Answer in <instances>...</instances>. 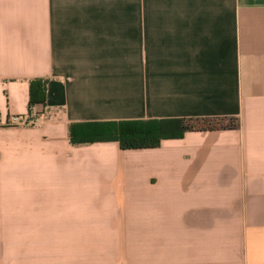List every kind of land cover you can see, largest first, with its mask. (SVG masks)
Wrapping results in <instances>:
<instances>
[{"label":"crops","instance_id":"0c3cea01","mask_svg":"<svg viewBox=\"0 0 264 264\" xmlns=\"http://www.w3.org/2000/svg\"><path fill=\"white\" fill-rule=\"evenodd\" d=\"M0 117V264H264V0H0ZM194 118L238 127L69 139Z\"/></svg>","mask_w":264,"mask_h":264},{"label":"trees","instance_id":"16d2710c","mask_svg":"<svg viewBox=\"0 0 264 264\" xmlns=\"http://www.w3.org/2000/svg\"><path fill=\"white\" fill-rule=\"evenodd\" d=\"M47 85V80L43 79L30 83L29 116L33 108L46 107ZM237 127L238 120L232 118L72 124L69 128V139L74 146L118 143L123 151L149 150L159 148L161 143L166 140H180L187 132L218 131L236 129Z\"/></svg>","mask_w":264,"mask_h":264},{"label":"built area","instance_id":"2783aa9c","mask_svg":"<svg viewBox=\"0 0 264 264\" xmlns=\"http://www.w3.org/2000/svg\"><path fill=\"white\" fill-rule=\"evenodd\" d=\"M14 122H15V123H17V122H18V120H17V119H14Z\"/></svg>","mask_w":264,"mask_h":264}]
</instances>
